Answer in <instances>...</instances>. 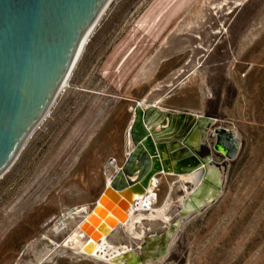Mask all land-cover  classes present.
I'll use <instances>...</instances> for the list:
<instances>
[{
    "label": "rangeland",
    "instance_id": "obj_1",
    "mask_svg": "<svg viewBox=\"0 0 264 264\" xmlns=\"http://www.w3.org/2000/svg\"><path fill=\"white\" fill-rule=\"evenodd\" d=\"M155 1H107L45 119L0 177V264H108L89 254L90 242L83 253L87 239L76 224L133 147L131 99L145 97L153 84H160L162 106L210 118L200 153L211 156L221 183L217 197L184 218L167 257L152 264H264V0H194L110 83L101 72L105 61ZM160 45L168 49L147 65ZM218 126L240 136L233 159L213 149ZM158 178L156 206L178 177ZM178 194L184 191H172ZM77 205L82 212L63 225L62 214ZM178 212L169 208V222ZM145 225L158 233L167 223ZM107 239L139 242L121 227Z\"/></svg>",
    "mask_w": 264,
    "mask_h": 264
},
{
    "label": "water",
    "instance_id": "obj_2",
    "mask_svg": "<svg viewBox=\"0 0 264 264\" xmlns=\"http://www.w3.org/2000/svg\"><path fill=\"white\" fill-rule=\"evenodd\" d=\"M105 1L0 0V171L48 107L82 35ZM196 122L191 112L135 103L128 131L133 147L81 225L87 236L83 253L91 240L121 222L126 203L146 190L153 175L184 174L202 165L185 143ZM214 133L213 149L233 159L239 134L222 126Z\"/></svg>",
    "mask_w": 264,
    "mask_h": 264
},
{
    "label": "bare ground",
    "instance_id": "obj_3",
    "mask_svg": "<svg viewBox=\"0 0 264 264\" xmlns=\"http://www.w3.org/2000/svg\"><path fill=\"white\" fill-rule=\"evenodd\" d=\"M107 1L108 0L105 1L96 19L98 18ZM193 1L194 0H157L149 5V7L139 16V18L135 20V24L132 26V28L127 30L126 34L113 48L109 58L105 61L101 72L106 77V79L110 83L114 82L120 73V68L123 65L130 64L134 61L135 57H142L141 54H143L146 49L153 48V41H157L159 39V33L162 30L167 32L171 28L173 21L176 20L175 18H177V14L180 13L185 7L187 9V6L189 7ZM96 19L88 26L82 35L72 57L73 59L71 61L70 67L66 71L59 86H62V83L66 82L68 74L78 56L80 48ZM190 31L192 30L190 29ZM177 34L179 35L180 33ZM167 49L168 46L166 47L164 45H160V53L156 55V57L152 58L147 63V65L153 64L155 60L160 57L161 54H163ZM57 90L58 88L56 89V92ZM56 92L54 96L56 95ZM53 98L42 115L26 132L17 150L7 165L0 171V177H2V175L8 170L18 152L23 147L28 137H30L32 131L36 128V125L45 119ZM160 101L161 97H158L154 99L150 105H156V103ZM137 103L145 105V97L138 100ZM131 112L132 114L129 125L133 118V107H131ZM196 117L197 122L186 137L185 143L190 147L193 153L200 158L202 165L197 169L184 174H175L173 172L165 173L167 175H176L178 178L171 182V186L166 194L165 200L159 206L155 205L157 203V197L154 190L158 179L155 177V175H153L149 180L146 190L137 193V195H134L133 198L130 199L128 203H126L125 213L121 222L116 224L115 228L107 235H100L91 240V248L89 251L91 256H94L99 261L108 264H152L161 261L167 257L171 242L177 230L183 224L184 218L193 212L199 211L201 208L208 205L213 198L217 197L220 191L221 183L220 171L216 165L212 164L210 155L199 154L200 147L206 143V125L210 118L207 116ZM128 141L130 142L129 135ZM92 160L93 162H97L100 160V155L94 153V155H92ZM109 164L112 165L113 162H109ZM119 167L120 166L117 165L115 170H117ZM111 176L112 175H108L106 177L104 186L109 183ZM186 183L191 184L190 188L186 186ZM69 186L77 185L75 182H72L69 184ZM174 189L183 190L184 194L173 196L172 191ZM95 204L96 202L93 205ZM171 206L179 207L178 218L174 222H169L167 216V211ZM81 207L82 206L77 205L72 207L67 213H63V225H66L69 219L77 217L79 213L82 212ZM91 210L92 208L89 210L84 208L83 215L79 216L80 219L76 224L77 229L82 235H84V237H86V239L87 236L81 229V225L83 221H86V217H88ZM155 219L166 222L167 225L162 231L158 233H148L145 221H151ZM85 223V225H88V229L91 231L93 229L91 224L88 222ZM63 227L64 226L59 227V229H62ZM117 227L123 228L129 238L139 240L136 247L124 242L111 243L108 241L107 237L112 235V232L115 231Z\"/></svg>",
    "mask_w": 264,
    "mask_h": 264
},
{
    "label": "crops",
    "instance_id": "obj_4",
    "mask_svg": "<svg viewBox=\"0 0 264 264\" xmlns=\"http://www.w3.org/2000/svg\"><path fill=\"white\" fill-rule=\"evenodd\" d=\"M125 65H123L121 68H120V72L125 68L124 67ZM120 74V73H119ZM118 74V75H119ZM118 77V76H117ZM116 77V78H117ZM115 81V80H114ZM158 83H160V82H158ZM149 95H152L150 98H149ZM163 92H162V90L160 89V84H153L151 87H150V89L148 90V92H147V94L145 95V100H146V104L145 105H148V104H151V102L154 100V99H156V98H158V97H161V101L160 102H158V103H156V105H158L161 109H163L164 111H167V110H173V111H187V112H191V113H193L194 115H196L197 116V114L193 111V110H190V109H179V108H177V107H175V106H172V105H169V104H166V105H161L160 103L163 101ZM141 99V98H140ZM139 98H136V99H131L133 102H134V104L133 105H135V103L136 102H138V100H140ZM202 148H203V145L201 146V150H202ZM201 150H199V154L200 155H202L200 152H201ZM173 163L172 162H170V165H172ZM159 174H161V173H158L157 175H155V177L158 179V181H159Z\"/></svg>",
    "mask_w": 264,
    "mask_h": 264
},
{
    "label": "flooded vegetation",
    "instance_id": "obj_5",
    "mask_svg": "<svg viewBox=\"0 0 264 264\" xmlns=\"http://www.w3.org/2000/svg\"><path fill=\"white\" fill-rule=\"evenodd\" d=\"M200 150H201V147H200ZM220 154H222L221 152H219Z\"/></svg>",
    "mask_w": 264,
    "mask_h": 264
},
{
    "label": "trees",
    "instance_id": "obj_6",
    "mask_svg": "<svg viewBox=\"0 0 264 264\" xmlns=\"http://www.w3.org/2000/svg\"><path fill=\"white\" fill-rule=\"evenodd\" d=\"M212 115V114H211Z\"/></svg>",
    "mask_w": 264,
    "mask_h": 264
}]
</instances>
